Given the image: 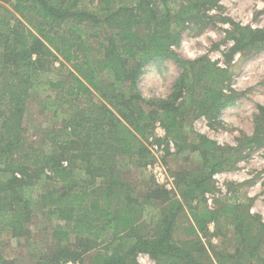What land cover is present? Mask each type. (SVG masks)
<instances>
[{"label": "rangeland", "instance_id": "rangeland-1", "mask_svg": "<svg viewBox=\"0 0 264 264\" xmlns=\"http://www.w3.org/2000/svg\"><path fill=\"white\" fill-rule=\"evenodd\" d=\"M0 2L8 10V13L1 16L0 29L6 28L9 23H14L18 25L17 29L20 31L29 30L37 35L43 45H46L57 57L54 58L44 50L40 62L33 65L29 64L28 58L27 65H24L23 59H18L20 61L18 63L13 62L15 65L19 64L16 66L24 77L25 83L21 84V88H29L25 98L21 99L25 111L20 118L22 126L20 132H22L17 139L10 138L11 135L7 131L8 116L15 108L16 101L14 99L9 101V97H6L0 104V169H2L0 170V218L6 211L8 212L6 216H9L8 209H20L24 219L20 228L11 229L0 225V255L3 258L0 264H40L41 261L52 259V255L61 247L68 254L79 249L80 240L77 237L56 248L52 241V230L57 224L54 217L58 216L49 212L50 207L45 203L47 199L45 197L53 191L55 194L63 195L65 199L70 195V188L66 183L53 179L51 173H41L39 169L32 168L25 161H21L20 169L13 168L17 163L16 150L21 145V149L33 147L39 148L41 153L51 152L54 148L53 144L57 143L68 129L69 119L78 116L84 123L75 127V130H87L92 121H86L87 112L102 114L104 104L133 132L134 129L119 113L122 110L121 102L116 103L119 107L118 111L110 100L103 98L100 92L90 87L92 95L88 91H80L78 95L70 97L67 88L75 84L74 75L77 73L71 63L61 56L60 51L49 45L43 34H39L37 26L40 22L39 18L34 12H25L23 16L16 13L14 15L12 14L14 7L9 2L4 0ZM111 2L112 5L108 10H104L100 1L83 3L101 18L100 23L87 22L73 25L70 22H61L54 25L53 33L71 39L75 43L73 49L90 61L89 66L92 69L97 66L96 60L105 57L106 50L102 44L108 43V38L113 36L117 27L127 25L133 20V12H137L140 18L143 14L147 19L144 13L147 11L149 21L155 22L150 26L149 23L144 24L141 21L142 34L148 33L153 27L156 28V19L158 17L162 19L165 15L163 1L112 0ZM182 4V0L168 2L173 15ZM120 6L128 9L127 15L119 14L112 20H107V15ZM136 6L137 9L132 10ZM192 12L194 21L182 23L174 28L180 36L179 44L173 43L171 52L163 54L162 59L147 61L144 64L138 82L141 95L145 100L167 99L173 91L177 78L186 70L189 74V83L197 92L203 91L217 96L218 93L220 95V91L232 93L235 95L233 105L217 115V105L207 98H204L206 99L204 105L210 108L207 113L197 109V102H191L188 98L185 113L178 127L167 132L161 123L166 130L163 136H156L154 131L147 136L136 134L145 145L142 152L135 150L126 156L118 157L110 151V157L91 147L90 153L94 155L99 153L100 162L97 165L92 164L88 173L87 164L79 158L67 155H73V151H81V147L64 151L66 153L62 157L64 164L70 161L76 168L74 176L78 186L74 189L84 186L81 178L87 175L91 177L92 186H98L99 181L103 179L101 168L104 165L113 167L110 169V174L118 178L117 183H121L122 180L128 185L127 191L130 195L127 197L128 201L134 205L135 210L140 209L137 207L139 204L141 209H144V213L137 214L139 222L126 232L127 237L152 236L151 230H155V223L162 219L169 200L179 198L181 177L201 167L206 169L209 160L214 159L213 156H202L199 135L216 141L226 152L227 147L243 146L235 155V169L219 171L211 177L209 183L212 188L201 197L204 204L222 211L229 203H233L232 197L237 195L243 206L241 211L246 216L252 215L264 223V119L260 118L258 109L259 105H264V49L260 50L255 44L245 49V39L239 37V30L242 31L243 28L257 31L255 38L264 36V0H220L217 6L206 12L209 21L204 23L195 22L197 11L193 9ZM221 69L225 71L222 74L226 77L221 76ZM197 75L206 76L199 79L196 78ZM111 76L105 70L96 78L102 91L108 94L113 93V89L108 85L113 80ZM29 81L32 85L27 87ZM50 81H61L64 85L60 88L51 87ZM116 86H119L118 82ZM125 93L127 96L131 95L130 92L125 91ZM145 107L148 110L152 107L156 109L149 103H145ZM90 118L93 119L94 114H90ZM156 122L161 120L157 119ZM254 136L262 138L263 141L244 142L246 138ZM152 143L158 145L157 155L173 178L172 190L158 184L148 170V163L156 159V155L150 149ZM59 153L62 154L60 148ZM107 157L109 162L106 160ZM7 178L9 181L15 178L10 186L4 183ZM19 187H22L23 191L18 194ZM13 202L22 204L19 203L15 208ZM75 216L76 220H82L83 216L90 219L93 214L77 213ZM237 216H239L238 212L234 216H222L216 224L211 223L208 230L199 235V241L196 237H185L182 233H179L174 241L205 262L217 263L213 253L219 250L230 253L229 256L224 257L229 264H239L246 257L247 249L252 246V242L243 240L241 230L236 226ZM107 219L110 221L113 216ZM188 222L189 219L184 220L185 224ZM107 226L110 228V236L91 243V250L82 255L81 261L76 264H92L96 254L113 249L110 243L113 239L111 226L109 223ZM258 241L261 242L260 257L264 258V227L261 228ZM136 261V264H157L155 259L145 253H139ZM252 264L260 263L256 258Z\"/></svg>", "mask_w": 264, "mask_h": 264}, {"label": "trees", "instance_id": "trees-1", "mask_svg": "<svg viewBox=\"0 0 264 264\" xmlns=\"http://www.w3.org/2000/svg\"><path fill=\"white\" fill-rule=\"evenodd\" d=\"M4 1L9 2L14 7V13H12L14 15L23 16L25 12H34L40 21L37 24L39 34H43L46 42L59 50L61 56L71 63L77 75H74L75 84H71L67 88L70 97L78 95L80 91H88L92 95L90 88L95 89L100 92L103 98L110 100L118 111L119 107L116 103L121 102L122 110L119 113L134 129L133 132L126 123L115 116L104 104L102 114L94 111L87 112L86 121L92 120L87 130H75V127H79L84 123L78 116L69 119L67 121L68 129L64 131L58 142L53 144L54 148L51 152L41 153L39 148L33 147L21 149V145L16 150L18 157L13 168L20 169L22 167L21 161H25L32 168L39 169L41 173H51L53 179L66 183L70 188V195L65 199H63V195L55 194V191H53L45 197V199L47 198L45 203L50 207L49 212L58 216L57 218L54 217L57 224L52 230V241L57 246L56 248L58 249L64 243L71 242L73 238L77 237L80 240L79 249L68 254L61 247L52 255V259L41 261L40 264L79 263L82 255L91 250V243L110 236V228L107 223L111 226L113 239L109 241L113 245V249L96 254L92 264H136L139 253L148 254L155 259L157 264H229L224 257L229 256L230 253L216 250L213 256L216 258L217 263L205 262L189 249L178 246L174 240L179 233H182L185 237H196V240L199 241V235L207 231L211 223L216 224L222 216H234L237 212L239 216H237L236 226L241 230L243 240L252 242V246L247 249L246 257L239 264H252L256 258L260 264H264V258H261L259 254L261 242L258 241L264 223L255 219L252 215L248 214L246 216L241 211L243 206H241L238 196H233V203H229L222 211L207 207L201 199L202 195L212 188L209 180L216 172L236 168L235 155L237 150L242 149L243 146L239 148L227 147L228 151L226 152L216 141L207 136L199 135V147L202 156H213L214 159L209 160L206 169L201 167L197 171L189 172L188 175L181 177L178 191L179 198L169 200L162 219L155 223V230H151L153 235L139 238L127 237L126 232L138 224L137 214L142 215L144 209H141L142 207L137 204L140 209L135 210L134 205L128 201L127 197L130 196L127 191L128 185L124 184L122 180L121 183L116 182L118 178L110 174V169L113 167L104 165L101 168L103 179L99 181L98 186H92L91 177L87 175L81 178L84 186L74 189L78 186V181L74 176L76 168L72 166L70 161L67 162L68 164H64L62 159L69 149L81 147V151H73V155H67L72 158H79L87 164L86 170L88 173L92 164L97 165L100 162L99 153L97 155L90 153L91 147L110 157V151H113L118 157L120 155L126 156L135 150L136 152H142L145 145L138 139L136 134L151 135L157 119L161 120L167 132L178 127L181 117L185 113L184 109L188 104V98L191 102L196 101V108L206 113L210 111L209 106L204 105V101H206L204 98H207L214 105H217V115L221 114L228 106L233 105L235 95L232 93H221L220 91V95L218 93L217 96L212 93H203V91L197 92L193 85L189 83V74L186 70L177 78L172 88L173 91L167 99L145 100L138 86L144 64L147 61L162 59L163 54L171 52L173 43L179 44L180 36L174 31V28L182 23L194 21L192 19L193 9L197 11L194 17L196 18L195 22H208L209 18L206 12L217 6L220 0H182L183 4L175 15L172 14V10L169 8L168 2L170 0H156L164 2L165 15L162 19L158 17L156 28L153 27L146 34L141 33L140 22L143 21L144 24L147 22L150 26L154 25L155 22L149 21L147 11L144 12L147 19L143 14L140 18L137 12H133V20L129 21L127 25L117 27L113 36L108 38V43L102 44L106 50L105 57L102 60L95 61L97 66L94 69L90 68V61L85 59V56L81 57L80 53L73 49L75 43L71 39L53 33L54 25L61 22H70L73 25L87 22L100 23L101 18L90 11L86 6L87 4L83 3L100 1L104 6V10H108L112 5V0ZM135 9H137V6L132 10ZM127 11L128 9L120 6L107 15L106 18L112 20L119 14L126 16ZM4 13H8V10L0 2V21ZM16 19L21 21L18 17ZM17 27L18 25L9 23L6 28L0 29V92H2L0 104L6 97H9V101L12 99L16 101L15 108L8 116L7 131L12 139H17L21 135L20 118L25 111L21 99L25 98L29 89L21 88V84L25 83L24 77L21 76L16 66L19 64L15 65L13 62L18 63L20 62L18 59H23L24 65H27L28 58L29 64L33 65L40 62L41 55L45 51L57 58L46 45H43L37 35L29 30L20 31ZM239 31V37L245 39V49L251 47V44L259 46L260 50L264 49V36L255 38L257 31L247 28ZM105 70L112 75L113 80L108 84L113 89L112 94L103 92L99 81L98 83L96 81L98 80L96 79L98 74L103 73ZM223 72L225 71L221 69V76L226 77L225 74H222ZM202 76L197 75L196 78L203 79ZM116 82L119 83V86H116ZM31 85V81L27 82V87ZM49 85L60 88L64 84L61 81H50ZM125 91L130 92L131 95L127 96ZM145 103H149L156 109H153V107L150 110L146 109ZM258 109L260 118L263 120L264 105H259ZM90 114H94L93 119L90 118ZM262 141V138L254 136L246 138L244 142L256 143ZM59 148L61 153L66 152L60 154ZM106 160L109 162V157ZM3 171L6 170L3 169ZM14 179L9 181L7 178L4 183L10 186ZM22 191L23 188L19 187L18 194ZM19 203L13 202L14 207L17 208ZM8 211L9 216H6L8 213L6 211L5 215L0 218V225L11 229L20 228L24 220L20 209H8ZM77 213H92L93 217L86 219L83 216L82 220H76L75 214ZM110 216H113V219L109 221L107 217ZM185 219H189L190 222L185 224ZM1 261H3V258L0 255Z\"/></svg>", "mask_w": 264, "mask_h": 264}, {"label": "built area", "instance_id": "built-area-1", "mask_svg": "<svg viewBox=\"0 0 264 264\" xmlns=\"http://www.w3.org/2000/svg\"><path fill=\"white\" fill-rule=\"evenodd\" d=\"M154 134L156 136H163L166 133L165 128L162 126L161 122L155 123ZM152 139V137H150ZM151 151L156 155V159L152 162L148 163L147 167L154 179L157 181L158 184L166 187L169 190L174 189V182L173 178L171 177L168 169L163 164L160 157L157 155V151L159 150L158 145L152 143L150 146ZM70 264V263H66Z\"/></svg>", "mask_w": 264, "mask_h": 264}, {"label": "crops", "instance_id": "crops-1", "mask_svg": "<svg viewBox=\"0 0 264 264\" xmlns=\"http://www.w3.org/2000/svg\"><path fill=\"white\" fill-rule=\"evenodd\" d=\"M73 264V263H72Z\"/></svg>", "mask_w": 264, "mask_h": 264}]
</instances>
